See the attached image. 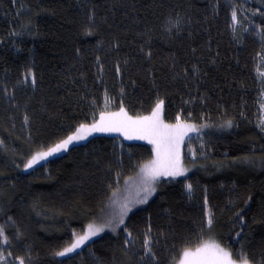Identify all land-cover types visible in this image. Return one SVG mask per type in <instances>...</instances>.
Returning a JSON list of instances; mask_svg holds the SVG:
<instances>
[{"label": "trees", "instance_id": "obj_1", "mask_svg": "<svg viewBox=\"0 0 264 264\" xmlns=\"http://www.w3.org/2000/svg\"><path fill=\"white\" fill-rule=\"evenodd\" d=\"M263 57L264 0H0V264H177L206 240L264 264ZM159 101L166 124L207 127L185 143L187 175L57 255L153 144L99 136L25 166L102 112L150 116Z\"/></svg>", "mask_w": 264, "mask_h": 264}, {"label": "snow or ice", "instance_id": "obj_2", "mask_svg": "<svg viewBox=\"0 0 264 264\" xmlns=\"http://www.w3.org/2000/svg\"><path fill=\"white\" fill-rule=\"evenodd\" d=\"M235 18L236 14L233 13V19ZM162 105L163 101H159L153 109L152 114L144 117L137 116L133 118L128 116L123 107L120 108L119 112H102L100 119L93 123L90 128L88 125L81 124L75 134L69 135L66 139L48 148L47 151L37 153L25 167L31 168L33 164L38 161L45 160L61 151H67L70 144L86 138L84 135L80 134L86 129H88L89 132H122L127 139H146L150 144L154 145V151L156 153L155 159L144 164L141 168L144 183L143 191L146 195L138 202L146 203L148 196L155 191V183L161 177H176L184 174L185 169L180 166L179 145L183 142V138L188 132L196 130L193 125L182 123L179 117H177V122L175 124H165L160 118ZM230 123L231 122H229V125ZM188 188L190 190L191 185H188ZM126 210L130 209L126 208ZM120 223H123V217H121ZM211 223L212 219L209 218L208 224L211 225ZM103 230V226L94 227L90 224L88 226V232L85 235L78 237L75 243L66 248L63 252L57 253V255L64 256L66 253L74 251L91 236H95ZM237 235H239V233ZM3 236V229L0 228V238H3ZM212 248L214 249V254L212 256L213 264H234L229 251L215 244L212 245ZM206 250L207 246H205L204 249H197L195 253L185 251L182 264H188L190 259L200 257ZM237 255L246 262V257L243 253H237ZM21 264H23V261H21Z\"/></svg>", "mask_w": 264, "mask_h": 264}, {"label": "rangeland", "instance_id": "obj_3", "mask_svg": "<svg viewBox=\"0 0 264 264\" xmlns=\"http://www.w3.org/2000/svg\"><path fill=\"white\" fill-rule=\"evenodd\" d=\"M258 66H259V73L264 78V57L259 62ZM261 110H262V122H263L262 124H264V94H263L262 99H261ZM186 124H190V123H186ZM190 125H193V124H190ZM90 126L91 125H89V128H90ZM193 126L195 127L196 130L188 132V134L186 136H184L183 142L179 145L180 166L183 169H185L184 174L180 175V176H176V177H161L155 183V185H154L155 191L151 195L148 196L147 202L156 195V193L159 189L160 183L162 181L183 179L187 175L188 172H187V169L184 165V159H183V152H184L185 143L187 142L188 139L200 136L201 134H203L207 130V127H205V126H196V125H193ZM80 134L84 135L86 138L73 142V144L69 145L68 150L73 146L80 145L82 143H85V142L91 140L92 138L99 137V136L119 137V138H122L125 140H130V141H136V140L137 141H148L146 139H137V138L127 139L126 136L122 132H115V131H112V132L91 131V132H89V130L86 129L83 132H81ZM153 147H154V145H153ZM68 150L67 151H61L60 153L55 154L53 156H50L45 160L38 161L37 163L33 164V166L31 168H28L26 171L32 170L35 167H38V166L46 163L47 161H49L55 157L61 156L65 153H67ZM155 157H156V153L154 151L153 159H155ZM124 183L125 184L122 185L123 187L121 185H118L120 187L117 188L116 193L111 197V200L109 202L108 207L105 209L103 214H101L99 223L94 226V227L103 226L104 230L102 232H99L95 236H91L82 245H86L87 243L91 242V240H93L96 237H98L99 235H101L105 230L115 231L118 228L122 227L126 221V218L131 213L135 212L136 210L143 207V205H145L147 203V202L146 203H139L138 202L139 200L143 199V197L146 195V193L143 191L144 183H143V173H142L141 169H140V174L138 176L133 178V180L128 179ZM185 192L187 195L190 196L192 194V189L189 190L188 185H186L185 186ZM126 208L130 209V210H126ZM121 217H123V223H120ZM209 218L207 219V228L209 227V224H208ZM87 232H88V230L84 234H82L81 236L85 235ZM126 237L129 240V242H131L128 234ZM213 244L219 245L221 248H224L225 250H227L225 247L221 246L217 242H214L212 240H206L201 245H199L193 249L186 250V251H190L192 253H195L197 251V249H204L205 246H207V250L204 251L200 257L190 259L188 264H213V260H212V256L214 254V249L212 248ZM82 245L80 247H82ZM147 247H148V244L146 245L145 249H147ZM70 254H71V252H68V255H70ZM145 256H148L147 251H145ZM231 259L234 262V264H251L248 261L245 262V260L235 261L232 256H231ZM183 260H184V252L181 254L180 258L178 259L177 264H182ZM10 263L21 264V262H10Z\"/></svg>", "mask_w": 264, "mask_h": 264}]
</instances>
